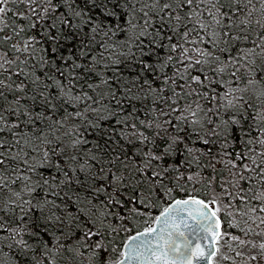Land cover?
I'll list each match as a JSON object with an SVG mask.
<instances>
[{"label":"snow or ice","instance_id":"6c2138e0","mask_svg":"<svg viewBox=\"0 0 264 264\" xmlns=\"http://www.w3.org/2000/svg\"><path fill=\"white\" fill-rule=\"evenodd\" d=\"M0 264H264V0H0Z\"/></svg>","mask_w":264,"mask_h":264}]
</instances>
